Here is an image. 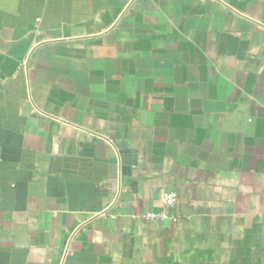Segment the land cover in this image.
Instances as JSON below:
<instances>
[{"label": "crops", "instance_id": "1", "mask_svg": "<svg viewBox=\"0 0 264 264\" xmlns=\"http://www.w3.org/2000/svg\"><path fill=\"white\" fill-rule=\"evenodd\" d=\"M0 264H264V0H0Z\"/></svg>", "mask_w": 264, "mask_h": 264}, {"label": "built area", "instance_id": "2", "mask_svg": "<svg viewBox=\"0 0 264 264\" xmlns=\"http://www.w3.org/2000/svg\"><path fill=\"white\" fill-rule=\"evenodd\" d=\"M162 202H163L164 208L166 209V212L159 215V217L161 219L165 220V219L169 218L168 211L172 210L176 207L177 202H178V196L175 192H166L163 195ZM149 216L150 217H158L154 214H150Z\"/></svg>", "mask_w": 264, "mask_h": 264}]
</instances>
